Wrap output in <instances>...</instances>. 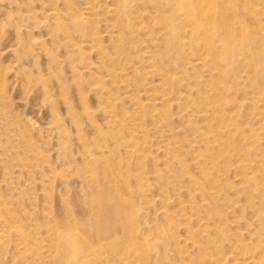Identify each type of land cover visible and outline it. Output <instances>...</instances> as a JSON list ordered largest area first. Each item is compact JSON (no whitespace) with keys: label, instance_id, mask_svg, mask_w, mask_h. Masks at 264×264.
<instances>
[{"label":"rangeland","instance_id":"obj_1","mask_svg":"<svg viewBox=\"0 0 264 264\" xmlns=\"http://www.w3.org/2000/svg\"><path fill=\"white\" fill-rule=\"evenodd\" d=\"M210 1L0 0V264H236L264 240L233 151L264 115V0Z\"/></svg>","mask_w":264,"mask_h":264},{"label":"bare ground","instance_id":"obj_2","mask_svg":"<svg viewBox=\"0 0 264 264\" xmlns=\"http://www.w3.org/2000/svg\"><path fill=\"white\" fill-rule=\"evenodd\" d=\"M188 1H190V0H177V2L180 4V6H178L179 8H181L182 10H184V11H182V13L184 14V16H185V18L187 19V18H191L190 17V15L188 16V14H189V12L191 11L189 8L191 7V6H189V8H188V5H187V3H188ZM194 1V0H193ZM196 1H199V0H196ZM211 1H214V0H211ZM210 1V2H211ZM156 2V1H155ZM158 2V1H157ZM170 2H173V1H170ZM205 2H207V1H205ZM220 2V1H219ZM222 2H225L224 0L222 1ZM242 2H245V0H242ZM253 2H255V1H253ZM161 3H162V0H161ZM174 3H176V2H174ZM202 3V2H201ZM213 4L215 3V2H212ZM211 3V4H212ZM218 3V2H217ZM240 3H241V1H240ZM248 3V2H247ZM249 3H250V1H249ZM156 4V3H155ZM172 4V3H171ZM189 4V3H188ZM197 5L198 3H194L192 6H194V5ZM206 4V3H205ZM208 4H209V2H208ZM207 4V5H208ZM211 4L209 5L210 7H212L211 6ZM212 4V5H213ZM221 4V3H220ZM229 4V3H228ZM257 4V3H256ZM261 4H262V6L264 7V3H262V1H261ZM184 5L186 6L187 5V7L186 8H188L190 11H188L187 12V10H185L183 7H184ZM215 5V4H214ZM213 5V6H214ZM223 5V4H222ZM225 5V4H224ZM223 5V6H224ZM239 5H243V4H239ZM245 5V4H244ZM171 6V5H170ZM174 7H170L171 9H174L175 8V5H173ZM206 6V5H205ZM222 6V7H223ZM226 6V8H228L229 6H231V5H225ZM178 7H176V8H178ZM199 7H201V5H198V9H199V11H200V9H202V8H199ZM221 7V6H220ZM177 9V10H179L180 11V9ZM193 8V7H192ZM191 8V9H192ZM194 8H195V6H194ZM215 8V6L213 7V9H211V10H209L210 8H208V10L209 11H212V12H214V10L216 9H214ZM204 9H206V7H204ZM234 9V8H233ZM233 9H232V11L230 10V9H226V11L225 12H223L222 11V9H221V11L220 12H223L222 14H221V17L220 16H218L217 18H219L220 17V19H221V23H217V24H214V25H212V28L219 34V36L221 37H225V38H227V39H237V32L233 29L234 27H233V23H232V21H233V19L236 21V14H235V9H234V11H233ZM238 9V8H237ZM160 10V9H159ZM194 10H196V9H194ZM241 10V9H240ZM175 12V11H174ZM192 12V11H191ZM191 12H190V14H191ZM196 12V11H195ZM216 12V11H215ZM219 12V13H220ZM254 12H256V11H254ZM203 12H199L198 13V15L199 16H201L200 14H202ZM239 13H241V12H239ZM246 12H244V14H245ZM192 14H193V12H192ZM213 14V13H212ZM211 14V15H212ZM250 14V13H249ZM180 15V14H179ZM178 15V16H179ZM194 15H197L196 13L194 14ZM197 15V16H198ZM203 15V14H202ZM205 15V14H204ZM214 15V14H213ZM212 15V16H213ZM219 15V14H218ZM264 15V14H263ZM170 16V15H169ZM183 16V15H182ZM183 16V17H184ZM193 16V15H192ZM249 16V15H248ZM254 16V15H253ZM196 17V16H195ZM193 18V19H196V18ZM208 17V16H207ZM215 17V16H214ZM209 18L211 19V16L209 15V17H208V23H209ZM249 18V17H248ZM258 18V17H257ZM182 20H183V18H181ZM205 19V18H204ZM213 19V18H212ZM220 19H217V20H219L220 21ZM250 19V18H249ZM256 19V18H255ZM199 21H200V18L198 19ZM202 20V19H201ZM206 20V19H205ZM239 20V19H238ZM251 20V19H250ZM254 20V19H253ZM193 22L194 21H196V20H192ZM192 21H190V22H192ZM203 21V20H202ZM198 22V21H197ZM213 22V21H212ZM216 22H218V21H216ZM257 22V21H256ZM264 22V21H263ZM202 23V22H201ZM207 23V22H206ZM210 23H211V21H210ZM190 24H192V23H190ZM199 24V23H198ZM202 24H204V23H202ZM202 24L200 25V26H202ZM243 24V23H242ZM241 24V25H242ZM253 24V23H252ZM196 25H197V23H196ZM207 25V24H206ZM236 25V24H235ZM238 25V24H237ZM236 25V26H237ZM189 26V25H188ZM195 26V25H194ZM210 26V25H209ZM239 26V25H238ZM242 26H244V25H242ZM196 27V26H195ZM198 27V26H197ZM204 27H205V25H204ZM253 27V26H252ZM192 29V26H190L189 27V29ZM238 28V27H237ZM190 29V30H191ZM196 29V28H195ZM198 29H199V27H198ZM205 29L207 30L208 28H206L205 27ZM210 29H211V26H210ZM206 30H204V28H203V31H204V33L205 32H208V31H206ZM239 32H240V29H237ZM242 30H244L243 28H242ZM242 30H241V32H242ZM196 30H194V33H195V35H196V32H195ZM249 31H251V30H249ZM258 31V30H257ZM198 32V31H197ZM256 32V31H255ZM199 33V32H198ZM209 33V32H208ZM251 33H252V31H251ZM239 34V33H238ZM209 35V34H208ZM250 35V34H249ZM256 35V34H255ZM211 37V36H210ZM207 38V37H206ZM210 39V38H209ZM208 39V40H209ZM196 40V39H195ZM199 40V39H198ZM190 41V40H189ZM205 41V40H204ZM204 41H202V42H204ZM224 41H226L227 42V40H225L224 39ZM201 42V43H202ZM237 42V41H236ZM243 42H244V40H243ZM207 43L209 44L210 42H208L207 41ZM221 43H222V47H223V50H226L225 48H227L230 44H225L224 45V43H223V41H221ZM220 43V44H221ZM188 44V43H187ZM195 44V43H194ZM208 44H206V46L208 45ZM237 45V44H236ZM243 45V44H242ZM197 46V45H196ZM195 46V47H196ZM211 46V45H210ZM210 46H207L206 47V49H208ZM213 46V45H212ZM224 46H225V48H224ZM239 46H240V44H239ZM200 47V46H199ZM198 47V48H199ZM204 47V46H203ZM203 47H202V49H203ZM219 47V46H218ZM233 47V46H232ZM244 46H242V48H243ZM221 48V47H220ZM229 48H230V46H229ZM235 48V47H234ZM242 48H241V50H242ZM205 49V50H206ZM210 49V48H209ZM228 49V48H227ZM240 49V48H239ZM195 50V49H194ZM200 50H201V48H200ZM222 52H223V50L222 49H220ZM219 50V51H220ZM236 50L238 51V48H236ZM245 50V49H244ZM227 51V50H226ZM226 51H225V53H226ZM230 52H232L231 50H230ZM235 52V51H234ZM233 52V53H234ZM231 55H232V53H230ZM241 54V53H240ZM244 54V53H243ZM224 55V54H223ZM228 55V54H227ZM226 55V56H227ZM249 55V54H248ZM250 55H251V53H250ZM259 55H260V53H259ZM264 55V54H263ZM262 55V53H261V57L263 56ZM220 56V55H219ZM225 56V55H224ZM223 56V57H224ZM225 56V58H226V60H227V58L228 57H226ZM235 56H236V54H235ZM217 57V56H216ZM246 56H244V58H245ZM261 57H259V58H261ZM220 58V57H219ZM218 58V59H219ZM224 58V59H225ZM234 58V57H233ZM236 58H237V56H236ZM239 58V57H238ZM237 58V59H238ZM240 58H242L241 56H240ZM239 58V59H240ZM243 58V59H244ZM250 58V57H249ZM223 59V58H222ZM250 59H253V58H250ZM263 59H264V57H263ZM213 60V59H212ZM216 60V59H215ZM221 60V59H220ZM225 60V61H226ZM229 60V59H228ZM230 61V60H229ZM235 61H237V60H235ZM245 62H246V59L244 60ZM254 61V60H253ZM253 61H252V65H254L253 64ZM256 61V60H255ZM263 61V60H262ZM223 62H224V60H223ZM232 62H233V60H232ZM238 62V61H237ZM242 62H243V60H242ZM196 63V62H195ZM216 63V61L214 62V65H216L217 67H219L218 65H217V63ZM225 64H227L226 62H224ZM223 63V64H224ZM239 63H241L240 62V60H239ZM230 64H232V63H230ZM233 64H234V62H233ZM242 64H244V62L242 63ZM228 65V64H227ZM261 65V64H260ZM215 66V67H216ZM234 66V65H233ZM216 67V68H217ZM249 68H251L250 66H248ZM252 67H254V66H252ZM261 66H259V68H260ZM231 69H232V66H231ZM230 69V70H231ZM219 72H220V70L217 72L218 74H219ZM222 73H223V71H221ZM222 75V74H221ZM221 75H218V76H220V77H222ZM226 75V74H225ZM223 76H224V73H223ZM173 77V76H172ZM172 77H170L171 79H173ZM218 79H220V78H218ZM176 80V79H175ZM172 81V80H171ZM214 83V82H213ZM220 85V84H219ZM219 85H217V86H219ZM216 86V92H217V89H218V87ZM223 87H225L226 88V86H220L219 87V91L220 92H222L223 91ZM214 89H215V87H214ZM227 89V88H226ZM214 92H215V90H214ZM224 92V91H223ZM222 92V93H223ZM219 93V92H218ZM220 94L219 93V95L221 96V95H223V94ZM214 94V93H213ZM217 94V93H216ZM113 98H115V97H113ZM224 98V97H223ZM224 100V99H223ZM226 101V100H225ZM219 102H221L220 100H219ZM223 102V101H222ZM217 104H220V103H217ZM221 105H223V103H221L220 104V106ZM216 105H214V106H212V108H211V110L212 111H214L215 110V108H216V110L218 109V106H216ZM207 110V109H206ZM211 111V112H212ZM221 111V110H220ZM218 112V111H217ZM216 112V113H217ZM213 114V113H212ZM220 114V113H219ZM204 115H206V114H203V116ZM219 116V115H218ZM216 117H217V115H216ZM220 120L221 119H226V118H224V115H223V113H221V116H219L218 117ZM219 120V121H220ZM227 121H229V119H227ZM231 121V120H230ZM231 122H233V121H231ZM223 123V124H222ZM221 128L222 127H227V126H233L232 125V123H225V120H224V122L223 121H221ZM236 125V126H235ZM235 131H236V139H235V143H234V146H233V151H234V155H235V161L237 162L236 163V169L238 170V172H239V175L241 176V178L239 179V182H238V185H237V187L235 188V193H237V194H243L244 195V197L246 198V202H247V208L248 209H250L251 210V214H253V217H254V227L252 228V232L250 233V234H252V233H255V234H253V235H257V237H262V236H264V115L263 116H261L260 118L258 117V119L256 120V122H255V124H253V125H251L250 127H249V129L247 130V131H243L244 129H242V130H240L239 129V125H237L236 123H235ZM219 127V126H218ZM219 127V128H220ZM220 130H222L223 131V129H220ZM225 130V129H224ZM232 129L230 128V131H231ZM209 131V130H208ZM208 131H204V132H201L200 133V135L203 137V139L205 140V142L206 141H208V139L211 137V136H209V132ZM228 131V130H227ZM197 132V131H196ZM211 132V131H210ZM214 133L216 132V131H213ZM213 132H212V134H213ZM225 132V134H226V130L224 131ZM229 132V131H228ZM233 132H234V130H233ZM232 132V133H233ZM209 133V134H208ZM221 132H219V134H220ZM231 134V133H230ZM217 135V134H216ZM215 135V136H216ZM235 135V134H234ZM233 135V136H234ZM200 136V137H201ZM214 136V137H215ZM222 136L223 137H225L224 136V133L222 134ZM213 137V136H212ZM218 138V137H217ZM221 138V137H220ZM232 138H234V137H232ZM196 139V138H195ZM213 139V138H212ZM215 140H216V138H214ZM224 139H226V138H224ZM231 139V138H230ZM174 140V139H173ZM215 140H213L214 142H215ZM209 141H211L210 139H209ZM209 141H208V143H209ZM213 141H211V142H213ZM217 141H219V140H217ZM224 141V140H223ZM210 142V143H211ZM224 142H229V144H230V140H225ZM232 143H233V141H232ZM206 144H207V142H206ZM209 145H211V144H209ZM225 145V144H224ZM231 145H233V144H231ZM234 161V162H235ZM204 176L206 177V178H210L211 179V176H210V174L209 173H207V174H204ZM208 195L211 197H213L214 199H215V201H216V198H217V192L216 191H211V192H209L208 193ZM238 201V200H237ZM237 207L239 208V209H241L242 208V206L241 205H237ZM238 211H240V210H238ZM107 215H112V217H111V220L113 221V223H115V222H119L118 224H120V222L121 221H118L119 220V216L118 215H113L112 213H107ZM237 221V220H236ZM0 222H3L2 220H0ZM251 222V223H252ZM19 232V231H18ZM69 235V234H68ZM63 236H66V235H63ZM254 238H255V236H254ZM257 238H255V240H256ZM70 244H71V238H70V235L69 236H67V239H66ZM254 240V242H257V241H255ZM257 240H259L257 243H255V245H253V247H251V249H248V248H245L247 245H240V244H234V245H236V248L238 249V251H237V253L236 254H239L238 256L239 257H234L233 259H235V260H237V262H236V264H264V240H260L259 238L257 239ZM31 242V241H30ZM253 242V243H254ZM237 243V242H236ZM252 243V244H253ZM70 246H74V243L72 244V245H70ZM250 248V247H249ZM236 249V250H237ZM236 254H235V256H236Z\"/></svg>","mask_w":264,"mask_h":264}]
</instances>
